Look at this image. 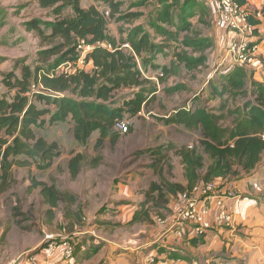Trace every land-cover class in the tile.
I'll use <instances>...</instances> for the list:
<instances>
[{
  "label": "rangeland",
  "instance_id": "1",
  "mask_svg": "<svg viewBox=\"0 0 264 264\" xmlns=\"http://www.w3.org/2000/svg\"><path fill=\"white\" fill-rule=\"evenodd\" d=\"M115 1L121 4L118 11L113 16L109 13L106 17L107 32L116 37L117 45L126 38L130 28L135 24H141L154 37L155 43H162L165 46L146 66H142L137 61L145 79L142 86L115 89L108 102L113 107L121 106L124 100L130 99L135 92L143 89L146 103L137 115L124 114L122 119L129 121L127 133L118 132V138L114 143H111L110 138L107 137L97 149L94 144L99 132L94 131L86 143L80 144L73 137L74 123L70 118L64 122L50 124L49 115L46 114L40 126H33L35 136L42 137L49 143L56 142L60 154L45 170L38 169L35 161L25 156L16 159L26 158L30 164L11 166L10 178L6 181L5 189L0 191V261L3 259V262L12 263V260L16 259L14 255L19 254V246L35 245L48 239H55V244L58 245L61 238L75 236L70 244L76 247L82 239L92 240L95 235L99 238L102 236L101 240L105 238L120 240L126 238L129 232L133 236L145 238V226L148 229L159 222L166 224L167 222L162 221H166L171 216V210L167 208L169 203L163 201L164 197L158 196L157 191L150 194L151 198L148 199L147 205L151 207L150 223L120 225L114 219L121 216L123 208L117 211V207L133 201L138 205L145 200L152 182L160 183L162 189L166 191L165 180L181 178L183 164L178 151L183 147H198L205 166L210 162L209 155L200 145L202 138L200 129H189L182 124H167L163 118L174 114L180 108L192 110L204 108L221 115L220 125L231 126L235 119L233 111L241 109L247 100L255 101L249 80L245 94L243 92L233 96L226 90L220 94L225 75L222 73L223 66L217 64L220 54L214 47L216 27L215 6L212 2L194 0L197 3L194 5L196 14L190 18L189 31H181L176 39L165 40L161 35H155L154 29L148 24L149 19L155 16L162 5L159 0ZM185 1L180 0L179 5L174 9L175 14L180 12V6ZM80 4L83 8L95 5L104 14L106 11H111L106 5L108 3L101 0H80ZM0 9L2 10L0 57L5 58L0 62V81L8 72H13L21 78L24 65H29L32 71L36 66L45 67L48 62L51 63L55 59V56H51L46 63L40 62L38 51L53 47L61 43V40L55 38L45 42L36 31H28L23 25L25 21L34 18L43 21L54 20L57 15L51 8H41L36 0H0ZM135 12H140L142 15L138 19L131 20L127 15ZM118 16L126 18L117 21L115 18ZM60 17H74L72 8L66 7ZM42 28L46 34L50 33L48 27L42 26ZM184 36H208L214 43L208 49L195 51L182 44ZM124 49L129 52L128 48ZM63 50H66V47ZM181 50L187 51L190 56L204 53L207 60L201 67L188 70L183 64L176 62L175 53ZM143 55L149 56L148 53ZM76 59L69 62H74ZM89 60L86 58V61ZM153 65H158L159 68H154ZM92 66L91 61L89 65L91 73L95 70ZM246 69L256 80L253 69ZM30 81L31 85L27 91L30 100L37 108L53 110L52 105L47 106L43 100L35 96L38 93L50 94L51 91L41 83H34L33 75L30 76ZM175 85H180V89L174 92L167 91ZM14 94L15 88L0 86V96L11 99ZM68 94L72 95L71 92ZM77 153H81L84 158L79 163L78 174L72 177L69 161ZM95 159H97L96 164H94ZM33 179L55 185L61 192L72 195L75 201H66L67 198L60 201L54 208V217L49 222V217L45 213L48 205L41 195V185L29 190ZM119 184L121 189L124 185H130L133 194L131 196L123 194L119 191ZM168 197L169 195L165 198L167 201ZM66 212L70 213V218H65ZM163 215L164 217H161ZM78 216L84 221L81 226L77 224ZM25 252L27 251L22 254H26Z\"/></svg>",
  "mask_w": 264,
  "mask_h": 264
},
{
  "label": "trees",
  "instance_id": "2",
  "mask_svg": "<svg viewBox=\"0 0 264 264\" xmlns=\"http://www.w3.org/2000/svg\"><path fill=\"white\" fill-rule=\"evenodd\" d=\"M41 8H51L56 18L52 21H43L38 18L27 20L23 23L28 31H36L37 35L45 40L59 38L61 43L41 49L38 51V61L46 63L51 56L55 59L48 62L45 67L36 66L32 71L29 65L22 67V76L18 78L13 72H8L0 81V86L15 88V94L11 99L0 96V191L5 189L6 181L10 178L12 165L26 166L30 164L28 159H33L36 167L45 170L52 165L53 159L60 153L57 150L56 142H47L42 137H36L33 126H40L43 123V116L49 115V123L64 122L70 118L73 123V137L84 144L94 131L99 132L94 147L99 148L104 139L110 138L114 143L118 138V130L115 122L123 118L125 113L130 116L137 115L146 103L144 90L135 92L130 99L124 100L121 106H111L108 102L111 93L121 87L142 86L145 80L138 62L146 66L155 58V54L164 48V44L154 42V37L143 25L135 24L129 29L126 38L117 45L116 37L107 32V17L95 5L83 8L80 0H36ZM98 1V0H97ZM108 3L111 8V16L118 11L119 1L101 0ZM205 1V0H204ZM239 5L245 6L246 0H235ZM180 0H159V10L155 16L149 19L148 24L154 29L155 35H161L165 40L176 39L181 31H189L190 18L196 14L194 11L196 1L186 0L180 6V12L174 13ZM207 2V0H206ZM209 2V1H208ZM66 7L72 8L74 17H60L62 10ZM0 9V13H1ZM142 13L135 12L127 15L131 20L140 18ZM126 17H116L119 21ZM251 18V19H250ZM249 21L256 23L257 20L250 17ZM42 26L48 27L50 33L46 34ZM254 27V26H253ZM174 28V29H173ZM255 30V28H254ZM84 40L88 43L108 42L112 49L96 47L90 53L89 58L93 62L95 70L91 72L78 71L75 74L55 73V68L60 64L77 58L76 47ZM182 44L195 51L208 49L213 46L214 41L208 37L184 36ZM127 44L128 47H122ZM66 47V50L63 48ZM215 47V46H214ZM124 48H128L127 52ZM148 53L145 57L143 54ZM177 63H181L186 69L191 70L205 64L207 56L200 53L197 56H190L187 51L181 50L175 53ZM5 58L0 57V62ZM159 68L158 65H153ZM164 73L167 72L165 67ZM33 73V74H32ZM51 73L53 76H51ZM162 74V73H160ZM33 75V82L41 83L51 93H38L37 99L43 100L50 108H37L30 100L27 91L31 85L30 76ZM223 89L236 96L245 90L248 80L253 88L255 101L247 100L241 109L233 111L235 119L231 126L220 125L222 118L212 111L204 108L187 109L180 108L174 114L163 118L164 122L182 124L189 129H200L202 138L200 145L209 155L210 162L205 166L202 154L198 147H183L178 151L183 164V175L186 183L165 180V190L158 182H152L145 200L141 201L132 212L131 218L125 222H118L120 225H132L135 223L151 222V207H148L150 194L158 192V196L164 197L163 201H169L179 195L185 189H191L198 183L213 181L219 177L240 176L242 173L251 171L261 160L264 151V82L255 80L252 73L246 67L236 66L229 73L224 74ZM14 78V80L12 79ZM180 89L175 85L167 89L174 92ZM71 92L72 95H69ZM58 93V94H56ZM75 94V95H74ZM116 130V131H115ZM25 156L28 159H16ZM84 158L81 153L75 154L69 161V169L72 177L79 172V163ZM95 159V163L96 164ZM41 185V195L48 205L45 213L49 222L54 217V208L63 199L75 201L72 195H67L56 188L55 185L32 180L29 190ZM167 195L168 201L166 198ZM170 209L169 206H167ZM161 217H164L161 216ZM65 218H70V213H65ZM79 226L84 224L83 218H76ZM75 236H69L74 241ZM187 238L191 243L202 238ZM55 239H48L42 242L40 248L45 247ZM60 242V240H59ZM79 246V245H78ZM96 250V249H95ZM77 246L75 247L74 258ZM41 249L32 250L31 254L37 255ZM75 264V263H74Z\"/></svg>",
  "mask_w": 264,
  "mask_h": 264
},
{
  "label": "crops",
  "instance_id": "3",
  "mask_svg": "<svg viewBox=\"0 0 264 264\" xmlns=\"http://www.w3.org/2000/svg\"><path fill=\"white\" fill-rule=\"evenodd\" d=\"M245 3L250 17L257 20L256 23H252L255 28L253 39L256 44V61L246 68H252L256 80L264 82V0H246ZM215 33V51L221 54L220 46L225 43L224 39L229 40L230 34L218 30ZM171 181L186 183L184 175ZM213 182L216 191L225 196L228 208L233 213L236 226L234 232L223 227H215L193 244L187 238L176 237L168 232L166 224L159 222L148 229L145 226V238L133 236L128 232L126 238L120 240L105 238L102 241V236L99 238L97 235L92 240L82 239L77 246L74 263L264 264V151L261 160L251 171L240 176L219 177ZM118 187L119 191L127 196L133 194L130 185H124L121 189L119 184ZM232 195L236 198H231ZM117 208V211L123 208V213L117 217L115 211L117 219L114 220L125 223L131 218L137 203L133 201ZM211 220L213 222L214 217ZM41 243L19 246L18 253L20 255L24 251L31 253ZM61 252L60 248L56 249L57 254ZM19 254L14 255L16 259ZM34 256L36 262L31 263L26 258H22L16 264H44L43 251ZM3 261L2 259L0 264L8 262Z\"/></svg>",
  "mask_w": 264,
  "mask_h": 264
},
{
  "label": "built area",
  "instance_id": "4",
  "mask_svg": "<svg viewBox=\"0 0 264 264\" xmlns=\"http://www.w3.org/2000/svg\"><path fill=\"white\" fill-rule=\"evenodd\" d=\"M208 1L215 6L216 30L230 34L229 40L224 39L225 43L220 46L221 54L217 64L223 66L222 73H229L236 66L248 67L253 65L256 61V44L253 39L254 27L249 21L248 9L239 5L235 0ZM108 14L109 11H106L105 16ZM124 46L128 47L127 44L122 45V47ZM96 47L112 49L108 42L88 43L81 40L76 47L77 59L74 62L60 63L55 68V73L70 74L76 71H91L89 55ZM86 58L90 60L86 61ZM115 128L121 134L127 133L129 121L117 120ZM231 198L236 197L232 195ZM169 207L171 216L166 221H160L167 222V231L176 237L196 238L204 236L215 227H223L230 232L236 230L233 213L228 208L225 196L216 191L213 181L198 183L191 189H185L170 200ZM212 217H214L213 222ZM41 244L37 248L44 253V264H74L75 247L71 246L69 237L61 238L58 245L55 244V241H51L45 247L40 248ZM58 248L62 250L60 254L56 253ZM22 258H26L31 263L36 262L33 254L26 253L19 255L17 259H13L12 263L5 262L3 264H16Z\"/></svg>",
  "mask_w": 264,
  "mask_h": 264
},
{
  "label": "clouds",
  "instance_id": "5",
  "mask_svg": "<svg viewBox=\"0 0 264 264\" xmlns=\"http://www.w3.org/2000/svg\"><path fill=\"white\" fill-rule=\"evenodd\" d=\"M109 12H110V10H109Z\"/></svg>",
  "mask_w": 264,
  "mask_h": 264
}]
</instances>
